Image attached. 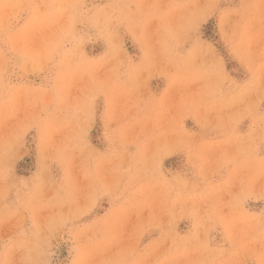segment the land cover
<instances>
[{"label":"rangeland","instance_id":"obj_1","mask_svg":"<svg viewBox=\"0 0 264 264\" xmlns=\"http://www.w3.org/2000/svg\"><path fill=\"white\" fill-rule=\"evenodd\" d=\"M0 264H264V0H0Z\"/></svg>","mask_w":264,"mask_h":264}]
</instances>
